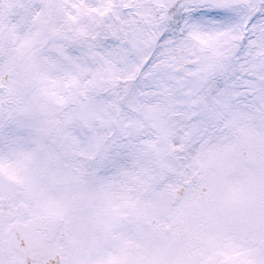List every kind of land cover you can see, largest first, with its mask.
I'll return each mask as SVG.
<instances>
[{
  "label": "snow or ice",
  "instance_id": "1",
  "mask_svg": "<svg viewBox=\"0 0 264 264\" xmlns=\"http://www.w3.org/2000/svg\"><path fill=\"white\" fill-rule=\"evenodd\" d=\"M0 264H264V0H0Z\"/></svg>",
  "mask_w": 264,
  "mask_h": 264
}]
</instances>
